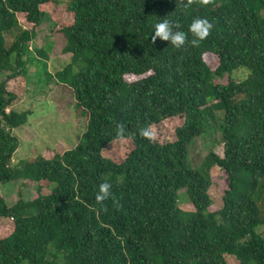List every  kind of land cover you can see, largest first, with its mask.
<instances>
[{"label":"trees","instance_id":"16d2710c","mask_svg":"<svg viewBox=\"0 0 264 264\" xmlns=\"http://www.w3.org/2000/svg\"><path fill=\"white\" fill-rule=\"evenodd\" d=\"M45 17L70 56L53 76L86 118L82 143L10 164L19 144L12 131L30 114L10 108L11 85H23V57ZM197 17L214 24L200 47L152 44L163 19L179 21L191 40ZM34 52L46 65V51ZM240 69L247 76L235 80ZM216 113L223 156L210 152L193 168L188 147ZM180 115L172 141L139 134ZM214 165L227 188L211 211ZM18 181L37 194L12 205L0 195V264H229L227 256L264 264V0H214L187 12L177 0H0V186ZM103 182L115 202L97 204ZM180 190L193 211L178 206Z\"/></svg>","mask_w":264,"mask_h":264},{"label":"rangeland","instance_id":"374dc122","mask_svg":"<svg viewBox=\"0 0 264 264\" xmlns=\"http://www.w3.org/2000/svg\"><path fill=\"white\" fill-rule=\"evenodd\" d=\"M52 23L49 17L41 20L36 27L35 37L29 43V51L24 55L27 75L22 85L14 81L11 87L17 90V99L11 109L21 112L29 111L27 122L22 127L14 129L12 133L19 140L18 147L10 161L16 163L23 158H32L45 149L61 153L82 143L81 135L85 130L86 118L74 110V100L71 93L60 87L53 74L61 70L69 62V54L62 53L64 39L60 34L51 31ZM18 31L4 34L5 45L9 46ZM34 49H44L48 56L44 65L43 59ZM214 62L212 58H209ZM49 75V76H48ZM247 71L240 69L233 73L235 80L244 79ZM138 77L127 75L126 81H134ZM20 84V85H19ZM18 86L20 87L18 89ZM183 123V117L168 118L153 126L157 133L158 142L175 139V129ZM213 152L223 156V141L220 131V114L216 113L215 120L208 119L205 132L194 139L188 147L187 161L193 168L207 163V154ZM212 184L208 190L211 198L209 210L214 211L222 204V196L226 190L225 173L218 166L208 167ZM37 186L31 182L18 181L0 186V195L8 205H12L20 196L31 199L36 196ZM50 189V188H49ZM45 189L44 192H48ZM178 206L186 211H193V207L185 193H178ZM229 264L233 259L226 257Z\"/></svg>","mask_w":264,"mask_h":264},{"label":"clouds","instance_id":"9594fccd","mask_svg":"<svg viewBox=\"0 0 264 264\" xmlns=\"http://www.w3.org/2000/svg\"><path fill=\"white\" fill-rule=\"evenodd\" d=\"M177 3H181L183 5V11L187 12L192 5L207 7L213 4L214 0H186V2L185 0H177ZM181 27L182 25L179 21H171L169 19H163L155 23L153 26V34L151 36L152 44H156L157 39H159L168 42L176 49L184 48L186 45L198 48L203 41L211 36L214 24L207 18H195L189 25V32L192 36L191 40H189L188 33L180 30ZM116 132L118 137L123 138L126 132L125 126L117 123ZM139 134L150 142H156L157 140V133L151 125L141 128ZM109 198L113 199L115 202V197L112 192V184L109 182H103L100 184L99 190L96 194V202L97 204L103 205L104 201Z\"/></svg>","mask_w":264,"mask_h":264}]
</instances>
